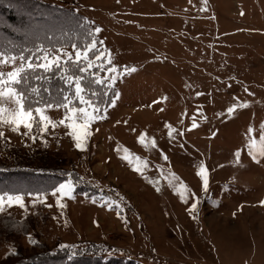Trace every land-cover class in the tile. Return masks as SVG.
<instances>
[{"label": "rangeland", "instance_id": "obj_1", "mask_svg": "<svg viewBox=\"0 0 264 264\" xmlns=\"http://www.w3.org/2000/svg\"><path fill=\"white\" fill-rule=\"evenodd\" d=\"M33 1L73 11L81 43L101 28L97 51L136 71L118 80L119 99L91 126L86 153L58 124L62 108L46 111L57 123L43 134L46 142L35 125V142L23 126L0 125V264H264V0ZM20 3L9 9L19 11ZM59 49L74 55L69 45ZM5 55L0 71L19 67L20 53ZM0 106L9 114L18 107L7 97ZM165 124L184 135L170 141ZM141 133L158 147L146 150ZM129 154L134 163L147 160L143 176L121 159ZM201 165L207 192L196 175ZM67 173L75 198L64 199L61 213L52 192ZM8 195H20L24 207L9 205ZM101 196L120 205L127 225L115 205L100 206Z\"/></svg>", "mask_w": 264, "mask_h": 264}, {"label": "snow or ice", "instance_id": "obj_2", "mask_svg": "<svg viewBox=\"0 0 264 264\" xmlns=\"http://www.w3.org/2000/svg\"><path fill=\"white\" fill-rule=\"evenodd\" d=\"M101 31V28L93 27L89 31V39L81 46H77L76 43L69 45L73 49L74 55L59 48L57 51L60 54L51 57L46 54L43 56L35 55L34 53L27 56L20 54L19 60L21 63L19 67H15L12 71H8L7 73L0 71V102L7 97L10 103H14L18 106L17 109L10 114L7 112L6 108L0 106V125L7 124L13 126L12 131L14 132L18 131L20 127L23 126L29 133H32L35 125V127L40 130L41 141L46 142L43 134L46 133L49 128L54 130L57 127V123L51 121L49 116L46 115V111L52 108H62L64 109V118L59 120L58 124L68 130V135L75 149L80 153H86L93 131L91 126L98 120L106 119L109 108L115 107L116 100L119 99V93L114 91L118 80L136 71L135 68H129L128 66H125L123 69L114 66L106 51H97L100 41L96 39V35ZM26 51L32 52V50ZM36 51L40 50L36 49ZM10 59L14 64L17 56L13 55ZM8 62L9 57L6 56L3 51H0V65ZM54 71L58 72V78L64 81L66 86L65 89L61 90L63 95L59 101L48 102L42 101L39 98L33 100L27 96L24 91L18 90L15 87V85L26 84L29 78L49 80L50 77L47 74ZM97 89H99V91H97ZM45 91H48V89L46 88ZM101 94L107 98L103 104H101L100 100ZM25 101H27V106ZM77 103L79 106H77ZM32 105H36L34 109ZM235 107L236 106L229 108L228 113L231 114ZM117 123H119V121ZM125 123L127 122L125 121ZM165 127L169 129L168 138L170 141L174 140L176 136L182 137L184 135L182 131L177 132L170 124H165ZM196 127L197 125L193 123L189 130L191 131ZM96 130L98 131V128ZM133 131L135 130L133 129ZM3 136L4 132L0 131V138ZM30 138L35 142L36 134L32 133ZM261 139L264 141V137H261ZM138 142L146 150L156 149L158 147L155 138L153 137L149 140L146 133L140 134ZM183 146V144L180 145L182 148ZM248 147L249 154L256 160V155L253 154L256 147L255 142H251ZM125 151L127 152V150ZM234 155L236 160L239 161L240 152L237 151ZM258 155L264 157V143L261 144ZM161 158L165 161L168 160L167 155L162 151ZM121 159L127 160L132 170L142 176L144 175L145 169L148 167L147 160L142 161L138 156L134 158L135 163L130 154L121 156ZM206 172V166L201 165L199 171L196 173L202 181V188L205 192L208 191L209 186V178ZM173 178L178 179L175 177ZM80 179L83 178L81 177ZM144 179L150 183L152 182L147 176H144ZM75 190L76 182L73 179L72 173H67L65 182L53 190V196L59 194V198L56 199L55 203L61 210V213H63L66 208V204L63 202L64 199L75 198ZM155 190L157 192L160 191L158 187ZM187 191V187H183V193L180 197L181 200H184V194L187 193ZM42 196L43 194L36 193L35 199L44 203ZM85 198L90 199L93 204L98 203L95 197H90L85 194ZM100 200L103 201L100 206L106 207L109 210H111L112 205H115L118 209V218H120L125 225L129 223L127 217L122 215L123 210L120 209L118 203L104 196H101ZM7 201L9 205L15 202L19 204L21 208L24 207L20 195H8ZM184 202L187 203L186 200H184ZM198 203V198H196L195 202L191 203L189 208L190 214L195 212ZM261 205L264 206V201H261ZM47 206L49 208L52 207L51 205ZM3 207L4 195H0V211H3ZM193 218L195 219L194 215ZM53 219L59 221L60 216H55ZM93 223L99 226L98 221H93ZM29 240L34 243L31 237H29ZM65 247L68 246L61 245V248Z\"/></svg>", "mask_w": 264, "mask_h": 264}, {"label": "trees", "instance_id": "obj_3", "mask_svg": "<svg viewBox=\"0 0 264 264\" xmlns=\"http://www.w3.org/2000/svg\"><path fill=\"white\" fill-rule=\"evenodd\" d=\"M7 1L16 5L21 1L22 3L18 4V6L21 5L20 10L9 9L10 4ZM7 1L0 0V19H2L0 22V51L4 54L25 53L28 55L31 52L26 50L33 52L39 49L37 54L42 53L43 55V51L57 50L72 43H76L77 46L83 44L75 37L76 34L79 35L77 26L81 23H79L81 18L77 17L73 11L44 3H35L33 0ZM47 75L50 77L49 80L29 78L26 84L15 85V87L24 91L33 100L39 98L48 102L59 101L63 95L61 90L66 88L65 83L58 78L57 71ZM46 88L48 91H45ZM106 99L101 94V104ZM25 104L27 106V101ZM35 106L32 105L33 109ZM65 257L58 255L53 259L64 260Z\"/></svg>", "mask_w": 264, "mask_h": 264}]
</instances>
